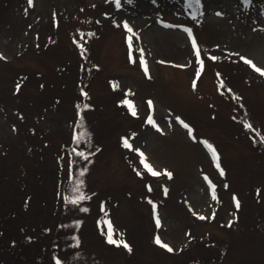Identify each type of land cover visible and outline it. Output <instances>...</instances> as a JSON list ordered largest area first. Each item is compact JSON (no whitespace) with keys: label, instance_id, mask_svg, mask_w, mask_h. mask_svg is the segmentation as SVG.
Here are the masks:
<instances>
[{"label":"rangeland","instance_id":"374dc122","mask_svg":"<svg viewBox=\"0 0 264 264\" xmlns=\"http://www.w3.org/2000/svg\"><path fill=\"white\" fill-rule=\"evenodd\" d=\"M125 19L140 37L133 35L132 61ZM261 24L264 0H201L199 7H188L187 0H121L120 7L115 0H33L31 6L27 0H0V211L11 212L6 217L22 243L50 230L43 238L48 242L53 231L62 230L57 227L62 198L76 186L69 175L81 178L85 167L86 200L62 217L64 223L81 221L76 264H264V142L243 126L247 118L264 135V75L240 59L248 56L264 67ZM179 25L191 27L201 47L204 68L198 78L195 50ZM90 30L96 34L88 37ZM141 47L148 74L139 62ZM125 95L139 115L117 103ZM148 98L163 131L144 122ZM85 102L94 107L81 109L80 121L75 105ZM176 115L216 146L225 175ZM77 125L91 134L82 135L79 144L73 139ZM124 135L142 147L159 176L147 173L138 154L123 146ZM78 148L91 155L79 157ZM164 168L173 172L171 178ZM204 174L216 185V197ZM146 196L157 201L159 227ZM105 219L114 236L124 234L131 252L107 242ZM157 233L174 251L155 243Z\"/></svg>","mask_w":264,"mask_h":264},{"label":"snow or ice","instance_id":"6c2138e0","mask_svg":"<svg viewBox=\"0 0 264 264\" xmlns=\"http://www.w3.org/2000/svg\"><path fill=\"white\" fill-rule=\"evenodd\" d=\"M128 2L132 3V0H128ZM187 3H188V7H199L201 5V0H187ZM244 3L251 4L252 0H244ZM27 4L29 6L33 5V0H27ZM115 4H116V7H120L121 6V0H115ZM197 14H202V9L200 10L199 13L195 12V11L191 13V15L193 17H195ZM53 15L55 16V13H53ZM105 15H109V13H105ZM112 23L113 24H117L118 22H117V20L114 19L112 21ZM161 23L167 24L168 22L165 21V20H161ZM122 24H123V27L127 30V33H128L127 36H126L127 46H128V59L130 61H132L133 60V47H134L133 35H135L136 39H139L140 37L138 35V32L134 33V29L129 24L127 19H125L122 22ZM179 27L185 28L188 37L191 39V46L195 50V59L198 62L197 71L195 73V76L198 78L200 76L201 71L204 68V59L202 58L201 47L198 44L197 37L193 34V30H192L191 27H186L185 25H179ZM257 27H264V24L257 25ZM77 31L80 32L81 37H83L85 35V33L83 31H81L80 29H77ZM95 34L96 33L94 31H91V30L87 32V36L88 37L94 36ZM73 40L75 41V43L78 45V47L80 49L86 50L85 49V44L81 43V41L79 39H77L76 37H73ZM213 47L218 48L219 45H213ZM225 51H227V49H225ZM137 52L139 53V62H140L141 67L143 68L145 74H148L149 69H148L147 61H146L145 56H144V49L142 47L138 48ZM0 55H2V54H0ZM81 55H83V52H81ZM208 55L211 57L212 60L219 59V57H217L215 55H212L211 53H208ZM240 59L246 61V63L248 65H250L253 69H255V71L257 73H260L261 75H264V67L258 66L248 56H240ZM94 67L99 68L100 66L97 64V65H94ZM217 75L219 76L220 74L217 73ZM219 83H220L221 89H223V86L225 85V81L223 79H221ZM111 84H112L113 88H116V87L119 86L118 81H115V80L111 81ZM41 87H44V85L41 84ZM192 87L194 89L197 87V83H196V79L195 78L192 81ZM16 91L17 92L20 91V84L16 85ZM79 91H80V93L82 94V96L84 98H87L89 96V93L87 91H85L84 88H80ZM131 91L132 90L128 89V88L124 89L125 93H130ZM227 91L229 93H232L233 97H235L237 95L235 92H233V89L231 87H228ZM117 103L121 104V105H125L127 110L129 112H131V114L133 116L139 115V113H138V111H137V109H136V107L134 105L133 100L129 99L127 95H125L123 99L117 100ZM147 104H148L149 111H148L147 115L144 118V122L146 124H148V125H151L152 127L156 128L159 131H163V129L161 128L160 124L157 123V120H156V118L153 115V111H154L153 100L151 98H148ZM75 107L77 109V118L80 121H83L84 120V114L81 111V109H89V108L94 107V105H92L91 103L85 102V103H82V104L81 103H77L75 105ZM174 119L176 121H178L181 125H183L185 129L188 130V135L191 137L192 140H198V139L202 140L203 145L211 153V157H212V160L215 163V167L217 169H219V172H220V174L222 176L225 175V168L221 166V156H220V152L217 150L216 146L212 142H210L209 139L203 138V137H198L197 135H195L194 134L195 130H194L193 126L190 123L186 122V120L183 119L180 115H176L174 117ZM169 126H171L170 123H169ZM243 126L245 128H247V129H250V130H252L254 132H257V134L259 135V140L261 142H264V135H260L259 134V130L254 128L253 123L250 120H248L246 118L243 121ZM15 127L16 126L13 125V128H15ZM82 127H83L82 125H77L76 128H74L73 139L76 140L77 144L80 143V139H81L82 135H88V136L91 135L90 133H85V132H83L81 130H77V128H81L82 129ZM33 131H35V130L33 129ZM135 135H136L135 132L131 133V136H135ZM252 139L255 142L256 141V136H253ZM121 142H122V144H123V146L125 148L132 149L135 153L138 154L139 163H140V165L143 166V169H145L147 171V173H150L153 176H159L160 175V171H158L157 168L154 167L153 164L149 162V159L147 158L145 151L142 150V147L134 146L128 135L121 136ZM45 143H47V141ZM75 151H76V153H77V155L79 157H83L85 159L91 155V153L89 151H86L83 148L75 149ZM88 162L90 163L91 161H88ZM133 168L136 169V174L138 176H144L145 175V173L143 171H141L139 168H137L135 164L133 165ZM86 171H87V168H85V167H81L80 168L81 178H73L71 175H69L70 179H75V185L76 186L72 187V189H71V193L72 194L71 195H69V194H65L64 195V199L65 200H68L70 202L78 204L81 200L85 199V194L81 190V188L84 185V179L82 178V175ZM161 171L166 173L169 178H171L173 176V172L170 171L168 168H164ZM204 178H205V180H207L208 184L212 188V196L216 197V191H215L216 185L207 176V174H204ZM145 186L148 188L149 192L152 190L151 183H147ZM227 186L228 185L225 184V187H227ZM256 191L259 193L260 189L258 188ZM167 193H168L167 186H164V194L167 195ZM144 198L150 202L151 207H152V215L155 218V224H156L157 227H159L161 225V218H160L159 213L157 212V201L152 199L151 196H146ZM233 199L235 201L236 208H240L241 207V200L236 196L235 193H233ZM101 210L102 211L104 210V202H101ZM195 214L197 216H199L200 218H202V219L206 218L204 216L203 212H196ZM214 215H215V213H213V216ZM72 223H74L75 225L79 226L81 224V221L77 219V220H74ZM97 223L99 224L100 221L98 220ZM103 223H105L107 225V231L105 233V239L107 240V242L110 243V244H113V245H123V247L127 251L131 252L132 251V245L128 242L127 239L123 238L124 234L122 232H120L119 235L114 236L113 235L114 229H113L112 222L109 219H105L103 221ZM228 224L231 225L232 224V220H229ZM48 230L49 229H45V231H48ZM27 239L32 240L33 237L29 236ZM189 239H191V236H189ZM154 240H155L156 244L162 245L169 252L174 251L172 246L170 244H168V243H165L161 239V237H160V235L158 233L154 235ZM13 243H15V241H13ZM74 243H76V244L80 243L79 237H74ZM77 255H78V253H77ZM54 258H55V264H65V261L61 260V258L59 256H55Z\"/></svg>","mask_w":264,"mask_h":264},{"label":"trees","instance_id":"16d2710c","mask_svg":"<svg viewBox=\"0 0 264 264\" xmlns=\"http://www.w3.org/2000/svg\"><path fill=\"white\" fill-rule=\"evenodd\" d=\"M240 106L244 109L245 105L242 101H240ZM85 200L83 199L79 203H83ZM76 204L62 198V209L59 211L57 219V223L59 222L57 227L62 230L53 231V236H50L52 238L48 242L43 238H48L50 230L45 232L42 237L33 238L32 240L26 238L22 243L14 222L6 217L7 215L10 217L11 212L0 211V264H55V256H59L61 260L65 261V264H76L78 262V258H76L78 251L75 248L74 237L78 236L76 233L78 226L72 222L78 218H72L69 223H64L65 220L63 221L62 218L63 213L68 211L71 206H73L72 208L77 206ZM6 225L7 228H5ZM66 227H69L68 230ZM218 255L220 254L218 253ZM214 256V258H217L216 255Z\"/></svg>","mask_w":264,"mask_h":264}]
</instances>
